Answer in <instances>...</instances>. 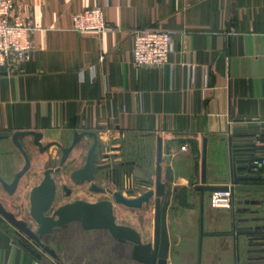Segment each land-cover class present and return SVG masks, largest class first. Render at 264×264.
Here are the masks:
<instances>
[{
	"label": "crops",
	"instance_id": "obj_1",
	"mask_svg": "<svg viewBox=\"0 0 264 264\" xmlns=\"http://www.w3.org/2000/svg\"><path fill=\"white\" fill-rule=\"evenodd\" d=\"M10 1L14 17L31 21L33 50L28 61L10 71L0 69V135L34 130L43 134L42 143L69 145L75 131H93L99 152L109 155L104 160L111 163L109 170L127 167V178L137 185L123 191L126 196L149 188L160 137L163 173L168 167L173 173L167 264H264V231L240 233L236 240L230 234L233 210L236 225L264 223L243 221L264 217V192L236 193L234 208L221 211L210 207V192L202 203L195 190L203 139L208 185L228 183L231 160L264 159V0ZM105 1L104 31L72 29L74 12ZM145 27L171 32L174 50L168 64H132V31ZM92 141L81 139L71 155L78 158L74 165L83 163ZM21 142L31 168L14 194L0 185L5 207L4 196L18 201L17 209L7 208L16 215L22 207L28 210L30 189L41 180L53 152L40 153L31 137ZM23 163L10 138L0 139V175L10 181ZM248 172L264 175V168ZM110 186L119 188L117 181ZM245 197L262 204L245 206ZM116 206L125 209L121 223L144 241L152 239V201L140 209L115 204L118 217ZM29 245L0 216V264H67V257L63 263ZM121 263L138 264L130 257L113 264Z\"/></svg>",
	"mask_w": 264,
	"mask_h": 264
},
{
	"label": "water",
	"instance_id": "obj_2",
	"mask_svg": "<svg viewBox=\"0 0 264 264\" xmlns=\"http://www.w3.org/2000/svg\"><path fill=\"white\" fill-rule=\"evenodd\" d=\"M31 137L32 143L38 147L40 153L45 152L50 146L55 145L61 151V157L57 167H45L42 178L34 185L29 192V215L35 223L34 227L29 226L24 219L8 210L0 201V216L11 223L27 239L34 241L39 247L55 257V251L43 241L44 237L49 236L56 228H64L72 222H79L84 230H105L113 238L130 243V258L138 264H167L169 255V237L167 230V208L171 195L170 182L173 181V173L170 167L163 173L162 168V139L157 138L156 165L154 179L150 182L149 188L137 196H126L120 189L114 191L103 187L95 182V179H103L105 170L111 168V163L106 162L108 154L98 150L100 140L93 131H75L69 145H63L58 141L42 143L43 134L34 130H19L11 135H0V139L10 138L11 143L21 153L24 163L17 170L10 181L0 175V185L8 193L14 194L21 178L30 170L31 159L25 149L21 138ZM83 137L92 138V143L88 147L86 158L83 165L70 172L69 176L74 184L87 183L92 192H109L113 196V201L103 199L95 202L76 200L58 206L51 215L47 212L52 206L56 194L55 173L65 164L73 148L78 145ZM264 168V163L259 162H236L231 160L228 171V183L219 185L207 184V148L206 139H203L201 151V169L199 184L195 190L201 194V202L204 200V193L214 190H227L232 192L233 198L236 193L264 192V175L250 173L249 170ZM152 201L154 205V233L153 239L144 241L142 235L133 227L119 223L114 215V203L124 205L129 208L140 209L144 204ZM245 201L244 204H247ZM251 205H261L262 202L253 200ZM245 212L252 214L245 207ZM233 222L231 225V236L236 238L240 233H247L251 230L264 231V223L260 225H236V214L233 210ZM264 221V217L245 218L243 221ZM202 224V223H201ZM39 255V253H38Z\"/></svg>",
	"mask_w": 264,
	"mask_h": 264
},
{
	"label": "built area",
	"instance_id": "obj_3",
	"mask_svg": "<svg viewBox=\"0 0 264 264\" xmlns=\"http://www.w3.org/2000/svg\"><path fill=\"white\" fill-rule=\"evenodd\" d=\"M106 5L107 1L98 2L92 8L74 12L71 15L72 29L79 32L104 31L107 26L104 17ZM13 8L10 0H0V69L9 71L28 61L33 50L29 37L32 30L31 21L14 17ZM173 50L170 31L151 27L136 28L132 31L131 62L137 68L166 65ZM123 191H133V183L129 177L126 178ZM232 199L229 188L214 190L210 192L209 205L216 210L228 211L232 209Z\"/></svg>",
	"mask_w": 264,
	"mask_h": 264
},
{
	"label": "flooded vegetation",
	"instance_id": "obj_4",
	"mask_svg": "<svg viewBox=\"0 0 264 264\" xmlns=\"http://www.w3.org/2000/svg\"><path fill=\"white\" fill-rule=\"evenodd\" d=\"M59 143H61V142H59ZM61 144H63V143H61ZM76 147H77V145L73 148V150L70 153L65 164L63 166H61L60 170L57 173H55L54 177H55V182H56V194H55V198H54V201L52 203V206L50 207V209L47 212L48 215H51L52 212L54 211V209H56L58 206H60L64 203H67V202H74L76 200H85V201H89V202H95V201H99V200H103V199H108V200L113 201L112 194L107 192V191L106 192H92L89 190V185L87 183L74 184L71 181L70 176H69L70 172L74 169L81 167L85 161V158H86V154H85V158H84L83 163L80 166L74 165V163L78 160V158H76V157L71 158V155H72L73 151L76 149ZM49 148H53V152L50 154L49 162L45 167H57L59 160H60V157H61V151L55 145H52ZM49 148L46 151H48ZM86 153H87V151H86ZM106 162L107 161H105V163ZM67 168H71L69 172H67ZM109 169L105 170V176L106 177H104L102 179L103 181H100L99 179H95V182L99 185H103V187H105V188H108V189L114 191L116 189H113L112 186H110V183H114L115 181H117L118 186H119L118 189H120L123 192L124 184H125V181H126L128 174H129L128 168L122 166V167H118L117 169L116 168H114L112 170H109ZM136 187H137V185H133V189H136ZM97 195H99V196H97ZM58 198H60V201L57 203ZM245 201H248V203L244 204V205L250 206L251 205L250 202L253 200L250 197H245L242 203H244ZM234 203L235 202H234V198H233L232 199V209L234 208ZM115 204H117V203H114V205ZM27 213L29 214V208L27 210ZM29 226L34 227L35 223L33 224V226L32 225H29ZM252 231L253 230H251L250 232H252ZM82 232H85V233L97 232V233H102V236L105 234H109L105 230H84L81 227L79 222H72L64 228H56L52 234H50L47 237H44L43 241L45 242V244H47L49 246H50V243H54V242L57 243L60 240H62L66 244L67 241L70 239L69 237H72L73 234H77V233L79 234ZM153 233H154V230H153ZM108 236L109 237H108L107 241H105L106 245H108V256L106 258V261L110 264H113L115 261H118V260L122 261L123 259L126 261L130 257V249H131L130 243L116 239V238H113L110 235H108ZM152 239H153V236H152ZM152 239H148L146 241H149ZM32 242H34V241H32ZM94 242H97L96 238H95ZM31 244L34 247L39 246L35 242L31 243ZM29 246H30V248L31 247L33 248V246H31V245H29ZM94 246L98 250L97 247H99L100 244L97 242V243H94ZM55 253H56L55 257H51V256L50 257L54 260L61 261V262L65 263L64 262L65 259L61 258L56 251H55ZM81 259H78V260L80 261ZM93 261L97 262L98 258L94 259Z\"/></svg>",
	"mask_w": 264,
	"mask_h": 264
},
{
	"label": "rangeland",
	"instance_id": "obj_5",
	"mask_svg": "<svg viewBox=\"0 0 264 264\" xmlns=\"http://www.w3.org/2000/svg\"><path fill=\"white\" fill-rule=\"evenodd\" d=\"M71 168H67V172L70 171ZM37 178L38 175H37ZM3 202L6 204V208H14L17 209L19 207L18 201L15 199H8L7 196L3 197ZM60 201V198H58L57 203ZM116 212L118 214V217L116 218V221L121 223L124 222L125 219L122 217V211L125 210L122 206H116ZM17 217L24 219L28 222L29 225L34 224V221L27 213V210L22 207V211L17 213ZM123 224V223H122ZM109 234H105L102 236V233L97 232H87V234L84 233H77L73 234L72 237H69L70 239L65 244L62 240L58 241L57 243H50V247L54 249L61 258H66L65 262L67 264H77L78 259H83V263L85 264H107L106 258L108 256V245H106L107 239ZM95 238L97 239V242L100 244L98 250L94 246ZM22 239V238H21ZM27 239V238H26ZM29 243H34L32 240L27 239ZM105 245V246H104ZM36 249L43 253L46 257H50L48 253L43 251L41 247L36 246ZM98 258V261H93L94 259ZM104 262V263H103Z\"/></svg>",
	"mask_w": 264,
	"mask_h": 264
}]
</instances>
